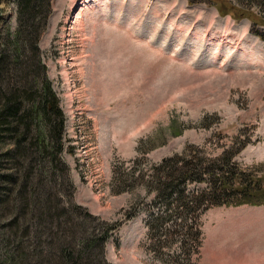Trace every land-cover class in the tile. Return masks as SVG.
I'll return each instance as SVG.
<instances>
[{
	"label": "rangeland",
	"instance_id": "rangeland-1",
	"mask_svg": "<svg viewBox=\"0 0 264 264\" xmlns=\"http://www.w3.org/2000/svg\"><path fill=\"white\" fill-rule=\"evenodd\" d=\"M227 1L246 10L222 12L209 0H52L40 45L66 119L69 173L59 170L47 189L65 196L71 179L74 202L114 226L111 264H264L261 195L197 219L174 208L161 244L148 223L162 209L152 177L166 158L207 168L240 150L239 168L264 176V6ZM6 22L17 26L14 0H0V28ZM204 177L186 193L210 190Z\"/></svg>",
	"mask_w": 264,
	"mask_h": 264
},
{
	"label": "trees",
	"instance_id": "trees-1",
	"mask_svg": "<svg viewBox=\"0 0 264 264\" xmlns=\"http://www.w3.org/2000/svg\"><path fill=\"white\" fill-rule=\"evenodd\" d=\"M209 1L222 12L246 10L227 0ZM256 1L264 6V0ZM14 2L17 26L6 22L0 28V264H111L105 248L114 226L74 202L71 179L63 182L65 196L47 189L56 187L59 170L69 173L61 158L66 119L40 45L52 0ZM239 151L211 159L207 168H201V162H182L183 155L156 166L157 177L152 178L159 186L156 199L162 209L148 223L159 244L166 236L160 233L161 225L176 220L175 209L188 208L197 219L210 207L264 197V176L255 179L233 161ZM206 175L210 190L192 197L186 193L188 181H203ZM195 230L199 243L201 233L197 226Z\"/></svg>",
	"mask_w": 264,
	"mask_h": 264
},
{
	"label": "bare ground",
	"instance_id": "bare-ground-1",
	"mask_svg": "<svg viewBox=\"0 0 264 264\" xmlns=\"http://www.w3.org/2000/svg\"><path fill=\"white\" fill-rule=\"evenodd\" d=\"M77 14H79V13H77ZM79 20V19H78Z\"/></svg>",
	"mask_w": 264,
	"mask_h": 264
}]
</instances>
